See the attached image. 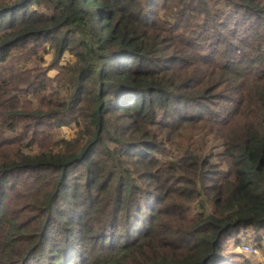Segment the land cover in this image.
<instances>
[{
    "label": "trees",
    "instance_id": "obj_1",
    "mask_svg": "<svg viewBox=\"0 0 264 264\" xmlns=\"http://www.w3.org/2000/svg\"><path fill=\"white\" fill-rule=\"evenodd\" d=\"M232 239L264 241V0H0V264H253Z\"/></svg>",
    "mask_w": 264,
    "mask_h": 264
},
{
    "label": "rangeland",
    "instance_id": "obj_2",
    "mask_svg": "<svg viewBox=\"0 0 264 264\" xmlns=\"http://www.w3.org/2000/svg\"><path fill=\"white\" fill-rule=\"evenodd\" d=\"M44 48H47L49 49V44H47L46 46L44 47H41L38 51V53L40 52V54H44V60H46L47 62V65L50 64L51 62V58H52V55L54 54V52L49 49L48 51H45L44 52ZM71 56L70 55H66L65 58L62 60V64H65L67 63L68 61H66L67 59H70ZM55 73L51 72L50 75H54ZM61 134L67 138V139H71L73 138V135H74V130H69L67 128L63 129L61 131ZM197 136V137H196ZM194 140H195V145H201V143L204 145L203 146V149L204 151L206 152H210V151H213L215 154L219 153V151L221 152V149L220 147L211 139L209 138H206L204 137L203 135H195L194 136ZM193 144V143H192ZM193 144V146H194ZM190 145V142L188 139H183L181 140V143L177 146H175L174 148L171 149V154L164 159V161H171V160H176L179 158V156L183 153L184 151V147H189ZM195 212L197 211V205H194L193 206ZM248 236H251V233L250 234H247ZM244 241L246 239V237L243 238ZM248 242V241H246ZM247 244H252V245H255V243H247ZM241 245H237L236 243V240L235 239H232L230 240V242L225 246V249H224V252L229 254L231 253L233 250H237L238 251V247H240ZM258 246V247H257ZM257 249H258V255L257 256H249L247 254H243L241 253L245 259L247 260H251L253 264H264V241H263V245L262 246H259L257 244Z\"/></svg>",
    "mask_w": 264,
    "mask_h": 264
},
{
    "label": "built area",
    "instance_id": "obj_3",
    "mask_svg": "<svg viewBox=\"0 0 264 264\" xmlns=\"http://www.w3.org/2000/svg\"><path fill=\"white\" fill-rule=\"evenodd\" d=\"M238 249L240 253L247 254L249 256H257L259 254L257 247L252 244H244Z\"/></svg>",
    "mask_w": 264,
    "mask_h": 264
},
{
    "label": "crops",
    "instance_id": "obj_4",
    "mask_svg": "<svg viewBox=\"0 0 264 264\" xmlns=\"http://www.w3.org/2000/svg\"><path fill=\"white\" fill-rule=\"evenodd\" d=\"M229 242H230V241H229ZM229 242H228V243H229ZM238 248H239V247H238ZM238 248H237V249H238ZM231 253H238V254H239L240 252H239V249H238V251H237V250H233ZM240 254H241V253H240Z\"/></svg>",
    "mask_w": 264,
    "mask_h": 264
}]
</instances>
